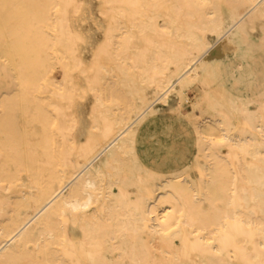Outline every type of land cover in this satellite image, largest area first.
Listing matches in <instances>:
<instances>
[{
	"label": "bare ground",
	"instance_id": "1",
	"mask_svg": "<svg viewBox=\"0 0 264 264\" xmlns=\"http://www.w3.org/2000/svg\"><path fill=\"white\" fill-rule=\"evenodd\" d=\"M0 264H264V0H0Z\"/></svg>",
	"mask_w": 264,
	"mask_h": 264
},
{
	"label": "rangeland",
	"instance_id": "2",
	"mask_svg": "<svg viewBox=\"0 0 264 264\" xmlns=\"http://www.w3.org/2000/svg\"><path fill=\"white\" fill-rule=\"evenodd\" d=\"M189 97H192V94H189ZM168 136L173 138V144H170V140ZM161 146L163 147L164 151L162 156L167 157L169 159L170 164H175L176 166H180L184 163V158H182L183 147H189L190 145H184L182 142V137H177L173 130H165L159 139ZM180 154V155H179ZM179 155L178 158H176Z\"/></svg>",
	"mask_w": 264,
	"mask_h": 264
}]
</instances>
